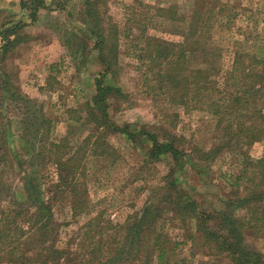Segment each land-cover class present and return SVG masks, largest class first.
Masks as SVG:
<instances>
[{"label": "trees", "instance_id": "obj_1", "mask_svg": "<svg viewBox=\"0 0 264 264\" xmlns=\"http://www.w3.org/2000/svg\"><path fill=\"white\" fill-rule=\"evenodd\" d=\"M106 2L86 3L89 23L86 20L84 25L96 37L94 49L104 70L95 80L94 96L82 105L84 115L70 110L79 114L78 118L70 116L72 122L65 134L52 138V121L41 109L37 114L23 112L21 149L6 138L8 125L0 127V161L8 163L10 171H17L23 198L9 196L8 206L0 210V264H183L176 250L186 242L201 243L207 255L215 259L211 264H264V253L246 239L247 230H264V158L254 160L243 155L242 169L231 180V197L222 209H200L171 170L143 208L124 223L106 219L103 211L95 212L87 185L88 161L89 157H116L111 136L122 135L135 145L149 142L146 165L170 156L177 166L186 156L183 135L165 127L154 128L161 136L146 129L133 131L130 124L119 125L110 113L111 101H124L127 94L106 82L120 68L118 30L105 25L106 11H100ZM22 3L32 10V19L39 9H47L45 0ZM224 7L219 0H201L185 19L181 41L150 35L135 54L144 78L154 81L170 104L188 112L205 111L218 119L222 138L214 148L201 152L198 160L214 159L224 151L237 152L264 141V36L259 54L240 47L233 52L231 67L221 82V52L209 40ZM157 14L176 19L173 12L163 8ZM25 26L18 22L0 30L3 57L19 45L22 38L18 32ZM17 98L12 97L13 101ZM80 128L89 130L74 143ZM4 178L0 172V187ZM65 204L71 222L59 218ZM237 210L243 214L238 215ZM79 220L84 222L78 231L66 247H60L61 228ZM173 224L185 242L170 237Z\"/></svg>", "mask_w": 264, "mask_h": 264}, {"label": "rangeland", "instance_id": "obj_2", "mask_svg": "<svg viewBox=\"0 0 264 264\" xmlns=\"http://www.w3.org/2000/svg\"><path fill=\"white\" fill-rule=\"evenodd\" d=\"M23 1L27 0H0V30L18 22L26 24L18 32L22 38L19 45L11 47L5 57L0 48V127L8 125L10 133L6 129V138L20 149L24 114L41 109L52 121L51 137L60 138L72 122L70 116L77 119L79 114L84 115L80 112L82 105L94 96L95 80L104 70L99 52L94 49L96 37L84 25L87 0H45L47 9H39L35 19ZM219 1L225 7L209 43L221 52L219 80L224 82L236 49L261 52L264 0ZM106 3V7L100 6V11H106L105 25L118 30L120 66L118 74L109 76L106 82L121 87L127 94L124 101L116 104L111 101L110 113L119 125L130 124L133 131L146 129L161 136L154 128L165 127L173 134L183 135L186 156L177 166L170 156L146 165L144 158L149 142H144V146L135 145L122 135L111 136L109 141L115 149L116 160L89 157L88 161L87 185L95 212L103 211L106 219L124 223L129 215L143 208L152 191L171 170H175L180 186L200 209L224 208L231 197V180L242 169L243 155L254 160L264 158V141L244 146L241 151H224L214 159L198 160L201 152L214 148L222 138L218 119L205 111L188 112L170 104L156 83L144 78V69L135 56L150 35L181 41L187 25L185 19L201 0H107ZM160 8L173 12L176 19L157 14ZM19 96L32 102L25 103ZM12 97L18 98L13 101ZM72 109L79 114L70 113ZM88 130L77 129L73 142H80ZM0 172L5 175L4 185L0 187L1 210L8 206L9 196L16 194L18 199L23 198L17 171H10L8 163L0 161ZM61 211L59 218L71 222L69 206ZM236 213L240 215L243 211ZM83 222L72 221L61 228L60 247L68 245ZM179 232L173 224L170 237L185 242ZM246 239L264 253V230H247ZM176 252L183 264H211L215 260L198 242L181 244Z\"/></svg>", "mask_w": 264, "mask_h": 264}]
</instances>
